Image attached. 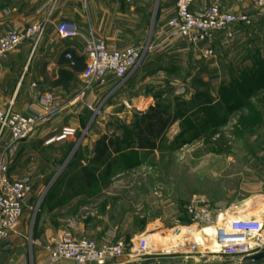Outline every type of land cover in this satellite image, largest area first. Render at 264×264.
I'll return each mask as SVG.
<instances>
[{"label":"rangeland","instance_id":"obj_1","mask_svg":"<svg viewBox=\"0 0 264 264\" xmlns=\"http://www.w3.org/2000/svg\"><path fill=\"white\" fill-rule=\"evenodd\" d=\"M250 15L253 23L242 28V35L218 49V67L209 66L202 48L146 58L127 80L116 79L98 93L89 119L77 127L75 140L54 150L37 145L28 153L17 169L34 186L20 222L23 246L0 258V264H20L19 256H31L42 224L64 216L83 224L92 237L98 235L99 227L116 228L127 221L132 228L127 240L150 237L154 256L179 262L189 257L188 261L199 264H240L207 249L194 247L187 253L194 243L189 235L175 244L161 239L166 241L177 227L192 226L186 210L195 196L202 194L211 204L228 205L226 190L241 192L245 179L264 171V13L253 8ZM190 74L194 79L187 82ZM184 82L186 92L171 89L172 83ZM236 84H251L254 90L232 92ZM145 95L154 104L178 112L180 120L157 149L137 151L123 144L119 153L94 163V146L91 150L90 141L83 146L91 129L128 139L137 112L146 106L143 103L138 109L137 100ZM208 106L213 107L211 112ZM213 114L215 118L209 120ZM244 197L236 198L241 201L237 205L246 213L253 211L257 199L243 202Z\"/></svg>","mask_w":264,"mask_h":264},{"label":"built area","instance_id":"obj_2","mask_svg":"<svg viewBox=\"0 0 264 264\" xmlns=\"http://www.w3.org/2000/svg\"><path fill=\"white\" fill-rule=\"evenodd\" d=\"M135 1L128 0L130 3ZM152 1L157 12H160L161 4L165 1L171 2L173 7L166 11L167 21L156 30L158 40L144 46L118 48L106 39L83 35L73 23H59L57 31L61 39L82 37L84 40L85 69L82 79L85 86L81 99H87V106L93 107L97 99L95 87H105L110 75L124 82L147 57L155 53L183 54L194 48H202L209 66L218 67V49L238 39L242 35V28L253 23L248 9L230 11L225 7L226 0H211V3L199 6L197 0ZM236 1L241 5L250 3L260 14L264 13V0ZM44 33L45 24H35L25 29L15 26L0 34V57L6 59L18 53L26 42L36 47ZM66 58H72L70 52L66 53ZM191 79L189 77L187 82ZM187 82L173 83L178 94L186 92ZM37 104L38 108L31 107L27 112L16 111L12 104L0 105V243L12 236H23L20 222L34 191L30 177L13 179L9 175L20 145L37 128L61 113L55 106L56 96L51 92L41 93L37 97ZM77 135L76 127L64 126L46 144L62 142ZM230 209L224 204H211L207 199L195 196L186 211L193 222L191 227L214 226L212 241L219 247L217 254L235 261L264 250V214L258 217H244L240 212L227 215ZM67 222L68 228L44 245L46 264H57L64 260L72 264H110L122 257L134 259L135 256L143 258L153 255L146 235L129 244L124 240L98 243L78 230L74 219ZM9 247L7 244L4 249ZM194 247L196 245L192 243L186 252L190 253Z\"/></svg>","mask_w":264,"mask_h":264},{"label":"crops","instance_id":"obj_3","mask_svg":"<svg viewBox=\"0 0 264 264\" xmlns=\"http://www.w3.org/2000/svg\"><path fill=\"white\" fill-rule=\"evenodd\" d=\"M211 3V0H197V4L204 5ZM250 3L241 5L236 0H226L225 7L230 11H251ZM173 4L169 1L162 2L161 10L158 13L157 25H155V3L152 0H0V34H3L15 26L25 29L35 24H45V33L40 43L34 47L31 42L24 43L19 52L4 59L0 57V105L12 104L19 112H27L29 108H38L37 97L44 92H51L56 96V107L61 113L50 118L46 123L36 129L32 136L20 145L9 175L13 179L26 177L18 174L22 159L34 151L37 145L41 147L56 149L75 138L62 142L46 144V141L57 135L62 127H79L84 120L89 119L92 113L91 107L87 106V99H81L84 90L82 71L74 70L65 60V52L72 49L77 55H84V40L82 37L61 39L57 27L61 22L75 24L79 31L85 36H95L106 39L110 44L125 48L128 46H144L150 41L155 43L158 39L156 30L166 21V11L170 10ZM165 54L155 53L147 58L162 57ZM117 78L110 75L108 86L113 85L112 81ZM107 87V86H106ZM105 87H95L96 95L102 92ZM87 96V94H86ZM143 103L150 107L154 101L150 96L137 100L136 107L141 110ZM146 106L143 110L145 111ZM100 115V114H99ZM98 115V116H99ZM101 120V117H98ZM100 122V121H99ZM90 137L84 139L83 146L90 141V148L96 141L105 134L106 130L92 128ZM110 135V134H108ZM94 144V145H93ZM251 174V173H250ZM253 178L245 179L243 185L238 189L226 190L228 199L227 208H233L241 201H235L240 194H244L243 202L255 197L257 203L253 212L258 217L264 214V171L254 173ZM28 177V176H27ZM205 199V195H197ZM231 199V201H229ZM236 202V203H235ZM245 204V203H244ZM243 204V205H244ZM251 207V206H250ZM262 210V211H261ZM231 213V209L229 211ZM229 212L227 215H229ZM245 215V214H243ZM246 217V215L244 216ZM74 219L68 216L58 217L52 221L42 224L43 232L41 237L35 241L33 253L28 258L19 256L18 262L26 264H46L47 252L44 245L51 241L59 232L68 228V220ZM75 220V219H74ZM78 230L84 232L98 243L115 240H124L128 244V236L132 228L126 222L120 223L116 228L97 229L98 235L90 236L88 229L76 221ZM20 230L23 233V228ZM101 231V232H99ZM132 237V241L137 240ZM19 236H12L9 240L0 243V258L11 254L23 246ZM9 244L10 247L4 249ZM159 256V255H158ZM146 256L139 259L122 257L110 264H194L195 261H177L174 257ZM57 264H72L64 260ZM199 264V263H197Z\"/></svg>","mask_w":264,"mask_h":264},{"label":"trees","instance_id":"obj_4","mask_svg":"<svg viewBox=\"0 0 264 264\" xmlns=\"http://www.w3.org/2000/svg\"><path fill=\"white\" fill-rule=\"evenodd\" d=\"M67 52L71 53V59L66 58ZM64 56L67 63L71 65L74 70L83 72L85 69V56L77 55L72 49L67 50ZM189 76H192V80L194 79L192 74ZM171 89H175L173 83L171 84ZM245 90L247 93L251 94L254 90V86L251 84H236L232 86L231 89L232 92L240 93ZM207 110L211 112L213 107L209 108L208 106ZM180 117L178 112L168 110L161 103L151 105L145 111L137 112L128 139L114 132L112 135L105 134L96 141L93 148V162L96 164L105 162L111 154L119 153L121 150L120 147L123 144L137 151H152L157 149L168 135L171 127L180 120ZM212 117L215 118L214 114L208 119L212 120ZM87 175L90 177L88 180H91V174L88 173Z\"/></svg>","mask_w":264,"mask_h":264},{"label":"bare ground","instance_id":"obj_5","mask_svg":"<svg viewBox=\"0 0 264 264\" xmlns=\"http://www.w3.org/2000/svg\"><path fill=\"white\" fill-rule=\"evenodd\" d=\"M233 212H235V213L240 212L242 214H245L246 217H251V216L255 215L253 212L246 213L245 208L242 207L241 204L233 207L231 209V213H233ZM214 233H215L214 226H207V227H203V228L181 226V227H177L171 231V234H170L169 238L167 239L168 241L166 240L167 242L164 239H161V240L164 244H167V243L175 244L178 239L181 240L184 237L189 235L193 239V241H194L193 244H195L197 248L203 249V250L207 249L209 253L217 254V253H219V247L217 245H215L214 242L212 241ZM148 238H150V237H148Z\"/></svg>","mask_w":264,"mask_h":264},{"label":"water","instance_id":"obj_6","mask_svg":"<svg viewBox=\"0 0 264 264\" xmlns=\"http://www.w3.org/2000/svg\"><path fill=\"white\" fill-rule=\"evenodd\" d=\"M264 260V250L245 256L240 260V264H257ZM197 264V263H194Z\"/></svg>","mask_w":264,"mask_h":264}]
</instances>
